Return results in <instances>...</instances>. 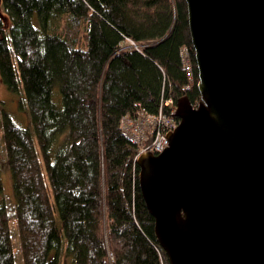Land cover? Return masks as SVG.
I'll return each instance as SVG.
<instances>
[{"label":"trees","instance_id":"obj_1","mask_svg":"<svg viewBox=\"0 0 264 264\" xmlns=\"http://www.w3.org/2000/svg\"><path fill=\"white\" fill-rule=\"evenodd\" d=\"M188 11L187 0H0V75L23 91L33 128L3 114L24 264H170L122 122L199 103ZM0 264H17L5 207Z\"/></svg>","mask_w":264,"mask_h":264},{"label":"water","instance_id":"obj_2","mask_svg":"<svg viewBox=\"0 0 264 264\" xmlns=\"http://www.w3.org/2000/svg\"><path fill=\"white\" fill-rule=\"evenodd\" d=\"M200 101L140 187L170 264H264V0H187Z\"/></svg>","mask_w":264,"mask_h":264},{"label":"built area","instance_id":"obj_3","mask_svg":"<svg viewBox=\"0 0 264 264\" xmlns=\"http://www.w3.org/2000/svg\"><path fill=\"white\" fill-rule=\"evenodd\" d=\"M181 55L186 72L193 81L194 68L190 51L183 49ZM176 113L177 105L170 100L167 102V110L162 109L158 114L142 111L136 116H126L122 122L123 130L138 145L141 155L145 153L160 155L169 148V135L180 125Z\"/></svg>","mask_w":264,"mask_h":264},{"label":"rangeland","instance_id":"obj_4","mask_svg":"<svg viewBox=\"0 0 264 264\" xmlns=\"http://www.w3.org/2000/svg\"><path fill=\"white\" fill-rule=\"evenodd\" d=\"M36 24L38 25V19L36 17ZM56 93H59V87H56ZM24 100V93H13L7 89L0 75V172L2 179L3 191L0 194V209H5L11 215V230L14 241V247L16 252V263L24 264L23 256L21 252V245L19 240V233L16 224V218L14 219L16 197L14 190V181L12 171L9 167V162L5 150L4 144V131H3V114L7 113L12 116L13 120L24 129H31V118L25 108L22 107ZM62 261L65 264H72L70 258L62 257Z\"/></svg>","mask_w":264,"mask_h":264},{"label":"bare ground","instance_id":"obj_5","mask_svg":"<svg viewBox=\"0 0 264 264\" xmlns=\"http://www.w3.org/2000/svg\"><path fill=\"white\" fill-rule=\"evenodd\" d=\"M189 12V11H188ZM186 88V87H185Z\"/></svg>","mask_w":264,"mask_h":264}]
</instances>
